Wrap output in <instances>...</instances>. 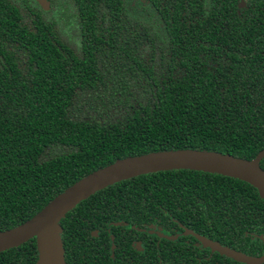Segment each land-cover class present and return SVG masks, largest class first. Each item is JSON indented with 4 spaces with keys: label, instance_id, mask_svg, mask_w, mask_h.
Masks as SVG:
<instances>
[{
    "label": "trees",
    "instance_id": "obj_1",
    "mask_svg": "<svg viewBox=\"0 0 264 264\" xmlns=\"http://www.w3.org/2000/svg\"><path fill=\"white\" fill-rule=\"evenodd\" d=\"M46 1L0 0V232L116 160L264 150V15L259 26L222 0L214 12L207 0ZM59 226L65 264H241L186 232L259 257L264 200L236 179L171 170L97 191ZM36 260L33 238L0 252V264Z\"/></svg>",
    "mask_w": 264,
    "mask_h": 264
},
{
    "label": "water",
    "instance_id": "obj_2",
    "mask_svg": "<svg viewBox=\"0 0 264 264\" xmlns=\"http://www.w3.org/2000/svg\"><path fill=\"white\" fill-rule=\"evenodd\" d=\"M34 1L42 11L48 10L46 0ZM263 157L264 150L258 152L252 160H241L214 152L175 150L116 160L66 188L24 223L0 232V252L18 247L33 238L37 252L36 264H65L59 239V221L65 214L97 191L120 181L156 172L189 170L236 179L251 186L259 198L264 200V171L258 166ZM187 233L200 243L202 248L235 262L264 263V247L259 257H252L222 247L192 232ZM158 236L161 237V234Z\"/></svg>",
    "mask_w": 264,
    "mask_h": 264
},
{
    "label": "flooded vegetation",
    "instance_id": "obj_3",
    "mask_svg": "<svg viewBox=\"0 0 264 264\" xmlns=\"http://www.w3.org/2000/svg\"><path fill=\"white\" fill-rule=\"evenodd\" d=\"M222 1L223 2H226V4H227L228 1H230L231 3H233L234 11H235V13L237 15H240L242 13H246L250 9H254L258 13V18L255 19L256 22H257V24L259 26H262L263 25L262 24V21H261V17H262V15H264V0H227V1L226 0H222ZM215 2H216V0H207V4L210 7V9H211L212 12H214ZM48 8H49V3H48ZM245 18H246V16H243L242 17L243 20H245ZM263 40H264V36H263ZM254 42H255V40H254ZM249 44H252L251 38L248 39V41H244V45H246L247 48H248V45ZM245 55L246 54H243V60L244 61H245ZM261 55H262V53L259 52V59L257 61L256 67L259 70L262 71V70H264V59L261 58ZM148 226H147V229L145 231H143L146 234L154 235L157 238H159L158 234H161V237H166L164 235L165 233H162L159 228H150ZM186 234H188V233L186 232ZM177 235L182 236V233L181 232L180 233H177ZM177 235H175L176 238H177ZM187 236H189V234ZM185 242H187V241H185ZM193 245L195 247L202 248L199 243L196 245L195 240L193 242ZM130 246L132 248H134V250L137 251V252L142 251V245H141V243L139 241H132L130 243Z\"/></svg>",
    "mask_w": 264,
    "mask_h": 264
},
{
    "label": "rangeland",
    "instance_id": "obj_4",
    "mask_svg": "<svg viewBox=\"0 0 264 264\" xmlns=\"http://www.w3.org/2000/svg\"><path fill=\"white\" fill-rule=\"evenodd\" d=\"M55 12L53 11V13H51V14H54ZM200 244V243H199ZM200 246L202 247V245L200 244Z\"/></svg>",
    "mask_w": 264,
    "mask_h": 264
}]
</instances>
